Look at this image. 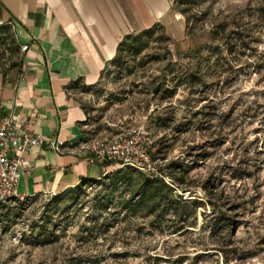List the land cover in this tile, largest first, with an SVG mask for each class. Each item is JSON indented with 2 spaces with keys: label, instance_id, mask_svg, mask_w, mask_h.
Returning <instances> with one entry per match:
<instances>
[{
  "label": "rangeland",
  "instance_id": "obj_1",
  "mask_svg": "<svg viewBox=\"0 0 264 264\" xmlns=\"http://www.w3.org/2000/svg\"><path fill=\"white\" fill-rule=\"evenodd\" d=\"M169 3V23L126 35L96 81L72 91L85 142L145 132L184 228L127 216L111 171L66 199L0 203V264H264V0ZM22 55L14 27L0 24V84L15 81Z\"/></svg>",
  "mask_w": 264,
  "mask_h": 264
},
{
  "label": "crops",
  "instance_id": "obj_2",
  "mask_svg": "<svg viewBox=\"0 0 264 264\" xmlns=\"http://www.w3.org/2000/svg\"><path fill=\"white\" fill-rule=\"evenodd\" d=\"M171 15L169 0H0V24H11L19 44L28 45L15 81L0 84L2 112L63 148L23 153L21 196L56 195L102 176L76 152L85 142L86 113L72 88L96 81L123 37L166 25Z\"/></svg>",
  "mask_w": 264,
  "mask_h": 264
},
{
  "label": "built area",
  "instance_id": "obj_3",
  "mask_svg": "<svg viewBox=\"0 0 264 264\" xmlns=\"http://www.w3.org/2000/svg\"><path fill=\"white\" fill-rule=\"evenodd\" d=\"M27 49V44H20L22 52ZM42 146L55 153L63 152L62 143L57 138L33 134L27 124L15 120L13 113L0 116V203L22 198L18 187L23 171L28 168L22 155L32 147ZM151 151V143L141 128H127L83 142L76 150L87 165H99L103 176L130 167L150 177H161L169 183L155 168Z\"/></svg>",
  "mask_w": 264,
  "mask_h": 264
},
{
  "label": "trees",
  "instance_id": "obj_4",
  "mask_svg": "<svg viewBox=\"0 0 264 264\" xmlns=\"http://www.w3.org/2000/svg\"><path fill=\"white\" fill-rule=\"evenodd\" d=\"M125 39L126 36L119 42L116 53H118L119 47L125 43ZM122 169H125V171H122ZM131 169L133 168L123 167L116 170L120 175L116 177L114 182L123 184L127 189V195L120 200L118 207L123 210L127 216L131 217L140 216L144 218L152 216L156 221H163L162 219L168 216L176 219V221L181 224L178 229L184 228V220L181 219L180 208L174 198V190L171 185L161 177H150L148 174L136 169L133 170L138 171V174L133 176L134 173L130 171ZM102 177L103 175L98 179L81 181L75 187H79L85 181L100 182ZM73 191L72 188H69L56 194L54 199L58 201L60 199L69 198L72 196ZM113 192L114 189L104 194L100 201H97L98 217H101L103 213L106 212V209L112 205L113 199L111 197L114 194ZM171 218L166 219H169V221L173 220Z\"/></svg>",
  "mask_w": 264,
  "mask_h": 264
}]
</instances>
